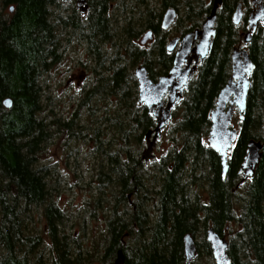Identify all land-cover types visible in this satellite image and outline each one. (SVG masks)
Here are the masks:
<instances>
[{"label":"trees","instance_id":"16d2710c","mask_svg":"<svg viewBox=\"0 0 264 264\" xmlns=\"http://www.w3.org/2000/svg\"><path fill=\"white\" fill-rule=\"evenodd\" d=\"M213 1L87 0L81 15L72 1L0 0V264L86 260L88 252L66 231L64 213L51 199V175L37 161L43 146L58 133L79 142L93 140L97 171L90 182L97 183L93 189L98 193L108 187L112 192L107 199L93 198L94 205H108L100 264H110L119 249L122 264H187L182 250L187 232L197 247L189 264H197L203 254L213 264L208 227L227 236L231 264H264V133L259 131L264 115V25L247 46L254 71L224 177L219 155L207 144L210 113L231 76V53L244 29V23H234L233 13L241 1L248 6V0H222L211 53L171 109L173 145L150 169L141 159L144 134L155 121L138 104L132 70L143 65L151 80L167 74L173 55L165 49L169 31L159 27L162 11L169 6L177 10L171 28L174 35H182L200 28ZM147 29L153 34L148 46L134 43L133 33ZM70 41L84 44L99 69L77 102L76 111H92L104 103L97 125L88 132L76 112L60 121L59 116L50 117L43 103L42 75ZM4 99H9L8 107ZM251 138L262 141L260 162L253 177L239 184V166ZM38 209L49 241L47 260L43 238L29 223Z\"/></svg>","mask_w":264,"mask_h":264},{"label":"rangeland","instance_id":"374dc122","mask_svg":"<svg viewBox=\"0 0 264 264\" xmlns=\"http://www.w3.org/2000/svg\"><path fill=\"white\" fill-rule=\"evenodd\" d=\"M8 6L5 7L8 8ZM62 10H65V7H62ZM6 12L4 9L3 13ZM62 13L65 14V12ZM172 29H168L167 39L174 36ZM144 32L145 30L134 32L133 42L139 44V39ZM150 41L144 45L148 46ZM241 43L242 41H240L239 46ZM59 54L58 60L51 64L40 81L44 91L45 110L52 118L59 116L60 121L68 119L73 112H76L78 114L77 120L81 121L80 124L88 132L89 126L94 128L97 125L95 119L99 113V107L104 106V103L100 102L92 111L86 108H80L76 111L77 102L82 90L87 86L90 87L93 83L95 71H99V69L93 56L86 51L84 44L70 41L59 49ZM91 112L92 114L89 115ZM173 122L174 120L171 118L155 140L152 149L153 158L143 161L146 169H150L173 145L169 133ZM232 123L233 127L238 129L237 113H235ZM259 131L264 133V115ZM93 146V140L90 138L87 139V143L79 142L76 137L74 139L72 137L67 138L58 133L43 146L42 152L37 158L38 165L45 166L51 175L49 177L51 199L64 213L66 231L70 232L80 242L82 248L88 252V255H84L86 260L80 258L79 264H100L101 246L104 245L107 237L105 218L108 216V205L103 202L94 205L93 198L100 196L102 199H107V196L109 198V194L111 195L112 192L109 193L108 187L98 193L93 189L97 183H93V180L90 182L97 171V159L96 154L92 151ZM144 147L143 144L140 151ZM127 197L129 198V195ZM32 215L33 217L29 222L30 227L43 238L44 258L47 260L49 241L44 231V220L40 214V209L33 211ZM197 264L211 263H209L208 256L203 254L197 258Z\"/></svg>","mask_w":264,"mask_h":264},{"label":"water","instance_id":"95a60500","mask_svg":"<svg viewBox=\"0 0 264 264\" xmlns=\"http://www.w3.org/2000/svg\"><path fill=\"white\" fill-rule=\"evenodd\" d=\"M66 2L67 0H60ZM222 0H214L210 14L203 22L201 29L189 32L180 37H173L166 44V50L172 52L179 41V47L173 54L171 67L166 75L159 76L152 81L146 73L143 66H138L133 70V75L137 82L138 103L144 105L149 115L155 119V126L149 129L145 134V148L141 152V159L146 161L153 157L151 153L155 139L159 136L161 129L170 120L171 107L179 102L181 91L187 87L188 80L195 71L196 65L200 60L206 59L211 52L213 37L215 36L214 24L216 20V11ZM263 0H252L257 5V9L250 13L249 31L243 35L246 44L251 42L252 31L255 30L258 23H264V7L257 4ZM75 8L84 13L87 9L86 0H74ZM9 12L12 11L10 7ZM242 16L241 5L238 4L234 13L233 20L237 24ZM175 18V11L168 8L162 14L160 27L166 29ZM151 37V32H145L139 40L143 44ZM197 42L195 43V41ZM232 73L228 82L221 88L216 107L211 111V130L207 139L208 146L214 150L221 159L222 176L224 177L228 169V153L233 143L238 139L237 129L232 127L234 107L237 110L238 117L241 119L246 111L247 95L250 87L249 76L254 71V64L246 49L235 48L231 55ZM194 60V65L191 62ZM186 62V65L183 63ZM166 95V101L163 96ZM5 107L10 104L9 99L2 101ZM261 140L251 138L246 145L243 160L239 166L242 184L249 177H253L255 170L261 158ZM238 187V185L236 186ZM206 239L209 242L211 255L214 264H231L228 256V241L220 236L212 227L205 231ZM183 256L186 263L189 264L196 257V240L190 233H184L182 237ZM123 255L121 250H117L113 261L110 264H122Z\"/></svg>","mask_w":264,"mask_h":264},{"label":"flooded vegetation","instance_id":"af4514ba","mask_svg":"<svg viewBox=\"0 0 264 264\" xmlns=\"http://www.w3.org/2000/svg\"><path fill=\"white\" fill-rule=\"evenodd\" d=\"M257 4H260V5H262L260 8H262V7H264V0L262 1V3L261 2H257ZM240 5H241V10H242V16H241V19H240V22L244 25L243 27H244V29L243 30H241V32H240V37H241V34H245L247 31H249V18H250V13L252 12V11H254V10H256L258 7H257V5L255 4H253L252 3V0H248V6L243 2V1H241L240 2ZM167 8H173V7H171V6H169V7H167ZM174 9V11H175V14H176V17H177V10L175 9V8H173ZM255 12V11H254ZM162 13H163V11H162ZM162 13H161V15H160V18H159V26H160V21H161V18H162ZM175 20H176V18H175ZM175 22V21H174ZM174 22L172 23V25L174 24ZM239 22V23H240ZM171 25V26H172ZM258 26H262L261 25V23L259 22L258 23ZM258 26L256 27V28H258ZM253 32V31H252ZM175 37H178L179 39H180V37L181 36H179L178 34H176V36ZM197 41H195V43H196ZM170 53H172V52H170ZM172 55H173V53H172ZM202 60H200L199 62H198V64H197V66H196V69H197V67H198V65L200 64V62H201ZM195 63H194V60L191 62V66L192 65H194ZM183 65H186V62H184L183 63Z\"/></svg>","mask_w":264,"mask_h":264},{"label":"bare ground","instance_id":"6f19581e","mask_svg":"<svg viewBox=\"0 0 264 264\" xmlns=\"http://www.w3.org/2000/svg\"><path fill=\"white\" fill-rule=\"evenodd\" d=\"M12 8V7H11Z\"/></svg>","mask_w":264,"mask_h":264}]
</instances>
